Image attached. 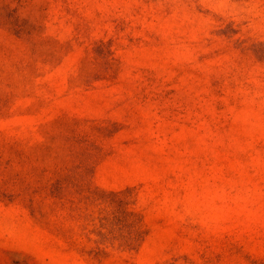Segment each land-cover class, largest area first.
I'll use <instances>...</instances> for the list:
<instances>
[{
	"label": "rangeland",
	"instance_id": "374dc122",
	"mask_svg": "<svg viewBox=\"0 0 264 264\" xmlns=\"http://www.w3.org/2000/svg\"><path fill=\"white\" fill-rule=\"evenodd\" d=\"M0 264H264V0H0Z\"/></svg>",
	"mask_w": 264,
	"mask_h": 264
}]
</instances>
